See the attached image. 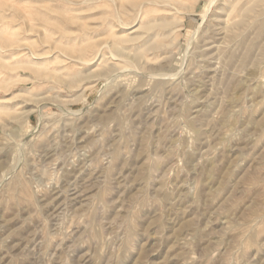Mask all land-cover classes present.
<instances>
[{
    "label": "rangeland",
    "instance_id": "1",
    "mask_svg": "<svg viewBox=\"0 0 264 264\" xmlns=\"http://www.w3.org/2000/svg\"><path fill=\"white\" fill-rule=\"evenodd\" d=\"M17 1L4 17L43 4ZM247 1L180 0L151 63L106 49L50 64L56 82L1 74L0 264H264V0ZM67 14L50 17L80 42L88 14Z\"/></svg>",
    "mask_w": 264,
    "mask_h": 264
},
{
    "label": "bare ground",
    "instance_id": "2",
    "mask_svg": "<svg viewBox=\"0 0 264 264\" xmlns=\"http://www.w3.org/2000/svg\"><path fill=\"white\" fill-rule=\"evenodd\" d=\"M21 1L17 2L23 3V1H25L24 3L26 4V6H22V8H25L24 11H28L26 10V7L30 8V5L33 2V4L35 5L36 2L33 0ZM39 1L40 0H37V3H39ZM51 1L52 0H41L43 4L37 7L38 9L40 8V12H38V9H36V14H32V12H30L32 16L30 15L31 19H29L30 16L28 17L29 23L27 21L28 19L26 20L24 17H20L21 15L23 16L22 13L19 12L18 14L17 11L13 12L11 8L10 10L14 13V15H12L11 17L6 18V16L4 17V15L0 12V22H6L4 23L5 27L1 28L0 26V76L1 74H3V72L7 74L11 73L14 75L17 81L21 82H26L30 80L34 81L37 78L39 80V78L41 77L46 80L48 78L53 79V76H49L52 73H48V71H50L51 69L49 66L50 64H53L58 67H61L60 65H62L61 68H66L65 62L67 64L68 60L69 62L73 61V63H70V65H75V69H79L77 66L78 64H89L93 59L96 58L98 54H101V56H103L102 53H104L106 49L110 51L109 53H111L112 56L115 55L120 57H122V51L124 48L133 50L135 51V54L133 55L131 62H133L134 64L151 63L158 57H156L157 53H164L166 52V50H168V45L171 43L170 33L173 32L172 30L174 28V21L176 20V18L178 19L176 15V6L177 3L180 2V0H60L64 4H68L71 8L69 7V9L63 10L62 6V8L59 7L61 9L59 11L57 9L58 7L54 8V1V6L48 7V5L52 3ZM249 1L252 4H260L263 2V0H248L246 3H243V5H246L247 3H249ZM47 2H49L48 5H46ZM58 3L62 5L61 2ZM74 6L75 8H72ZM252 6H249L247 8H237L243 11L244 14H251L250 12H253L251 11ZM52 8H54V10H52ZM241 11L239 12L241 13ZM82 12H85L88 15L85 18L86 23H84L85 21L83 23L81 22L83 25L77 23L80 25L82 31H85V33L83 32L85 37L81 38L82 40H80V42L76 40L78 37L74 38L76 37V35L72 34L75 29L72 30V32H70L71 30L66 32L64 31V29L67 28H63L64 26L62 25V23H60L61 21L59 22V20L54 17L51 18L53 14H60L61 17V15L63 14L71 13L70 15L72 17H69V14H67L66 16L68 18L67 20L70 22L65 21L67 24H69V28H71L72 26H70V24H76L78 20L83 21V19L81 20V17L79 16ZM26 16L28 15H25V17ZM17 17L21 21H19ZM16 19L19 22H16ZM56 19L61 24H59L60 27L63 28L62 30H57L58 32H55L56 29L53 30V26H58L57 28H60L59 25H55V23L57 22ZM27 23L29 24V26H26ZM133 23H136L137 28L133 32V35H128L126 31L128 27L131 26ZM76 26L77 25H73V28ZM117 27H121L123 29H120L121 31H119L116 30ZM19 28H22V30L24 28L22 33L19 32L21 31V29ZM100 29H103L102 32L96 33L97 30ZM34 33L38 34V39L40 38V41L38 40L39 44H41L40 47L38 46L40 50L37 48L34 49L35 44L36 47L38 45L37 42H35L36 40H33V43L32 41H30L31 43L28 42L30 40V34ZM58 33L59 36L57 37ZM69 33L74 37L72 36L73 38H69ZM5 34H7L8 37ZM2 35H5V37L7 38H3ZM65 36H68V38L66 42H63V39L66 38ZM21 48L29 50L30 53L28 55L25 54L26 52L23 53V50ZM71 54H75V56ZM70 65L69 68L71 67ZM21 69L22 71L24 70L30 72L33 77L28 76L22 78L21 74L19 73ZM56 69L58 68L56 67ZM70 69L73 70H71V73L73 74L75 70L74 66H72V68ZM56 72L57 71L55 70V74ZM59 72L60 70L57 73ZM62 72H66V69ZM69 73L70 71L67 74ZM71 73L69 74V76L71 75ZM55 74L52 75L55 76ZM65 74H63L64 76L62 75L63 77H61V75H59V77H61L62 79H67L65 77ZM73 78L72 80L69 78L71 80H69L71 87L72 84L75 83V79ZM0 79L2 78L0 77ZM55 79L57 80L58 77L54 78L53 80ZM9 80L11 81V79ZM60 81L62 82L61 79ZM60 81H57V83ZM1 86L0 89L2 88Z\"/></svg>",
    "mask_w": 264,
    "mask_h": 264
}]
</instances>
